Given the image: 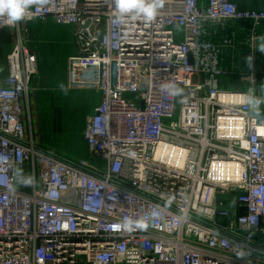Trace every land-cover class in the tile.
Here are the masks:
<instances>
[{
	"label": "built area",
	"instance_id": "1",
	"mask_svg": "<svg viewBox=\"0 0 264 264\" xmlns=\"http://www.w3.org/2000/svg\"><path fill=\"white\" fill-rule=\"evenodd\" d=\"M28 13L22 21L74 25L76 53L97 68L100 99L82 138L101 168L36 148L24 101L37 54L21 21L0 18L13 42L0 72V264H264V111L245 102L260 97L264 6L165 0L152 22L123 25L113 0H34ZM229 21L251 23V67L234 89L221 67L234 36L215 43L207 29ZM125 66L132 95L114 79ZM17 170L34 183L19 184ZM126 218L146 227L113 228Z\"/></svg>",
	"mask_w": 264,
	"mask_h": 264
},
{
	"label": "rangeland",
	"instance_id": "2",
	"mask_svg": "<svg viewBox=\"0 0 264 264\" xmlns=\"http://www.w3.org/2000/svg\"><path fill=\"white\" fill-rule=\"evenodd\" d=\"M20 24L22 38L37 53L38 59V69L30 81V90L24 101L28 136L43 149L101 168V162L92 157L82 138L85 122L92 110L87 93L95 89L89 81L94 82L97 78L96 66L74 53L73 34L68 33L73 30L72 26L71 30L70 26H65L67 24H59L52 19L21 21ZM4 32L3 40H9L10 30L5 29ZM0 49L5 53L9 51H6V45ZM125 68L120 70L118 67L114 79L115 82L122 80L127 86V94L132 95L135 91L134 77ZM224 78L232 82L237 79L235 76ZM73 84L83 85L85 95L68 94L67 88Z\"/></svg>",
	"mask_w": 264,
	"mask_h": 264
},
{
	"label": "crops",
	"instance_id": "3",
	"mask_svg": "<svg viewBox=\"0 0 264 264\" xmlns=\"http://www.w3.org/2000/svg\"><path fill=\"white\" fill-rule=\"evenodd\" d=\"M232 1H234L238 5V7L241 9H258L261 6H264V0H232ZM65 26H70V27L72 26L73 30L71 27L72 31L68 33L73 34L75 30V26L74 25H65ZM250 28H251V23L247 21H229L225 25L224 29H222L221 27L215 26V25H211V24L208 25L207 27L208 32L210 33V38L215 43H218L219 41H221L222 37L225 34L231 33V35L234 36L233 45L231 47L224 48L221 52V67L225 72L222 80H223V84L227 88H230V89L235 88V85L237 84L236 81L239 80L238 79L239 75L244 73L247 70V67L249 65L247 62V58H248V52L250 49V43H249ZM5 29L8 30V28L0 29V47H2L3 45H6V51H7V49L9 50L11 49L13 42L11 38V33L8 35L9 40H3ZM254 34L256 37H258L256 52L260 57L257 63V71H258V78H259L258 85H257V92L260 97H264V91H262V87H264V52H260L258 50L259 46L264 44V21H260L256 25ZM73 40H74V36H73ZM4 54H5V50L1 51L0 49V72L1 73H5L6 71ZM38 55H40L39 52H38ZM233 76L237 78L234 82L229 81L226 78H224V77H233ZM80 80H84V79L80 78ZM67 89H68V94H71L73 96H77V95L79 96L81 94L85 95L84 90L86 91L83 85L74 86V84L68 86ZM77 92H80V94H78ZM58 94L60 95V92ZM87 94H88L89 99L91 100L90 104L92 105V110H91V113L89 114L90 116L93 112L94 106L98 103L100 99V94L97 89H92ZM259 108L262 111H264V104H261Z\"/></svg>",
	"mask_w": 264,
	"mask_h": 264
},
{
	"label": "clouds",
	"instance_id": "4",
	"mask_svg": "<svg viewBox=\"0 0 264 264\" xmlns=\"http://www.w3.org/2000/svg\"><path fill=\"white\" fill-rule=\"evenodd\" d=\"M34 0H0V18L9 27H15L20 21L31 19L28 13V8ZM115 4L116 21L120 24H127L130 21L142 20L145 23H150L157 17L159 11L164 7L165 0H113ZM258 50L264 52V44L260 45ZM252 57L247 58V62L251 67ZM61 89L66 92V89L61 85ZM162 90L168 91L172 96H182L184 90L177 87L175 84H167L162 86ZM264 91V87H262ZM245 102L252 109L258 110L261 104H264V97H257L254 94H247ZM17 182L19 184L29 186L34 183V176L25 177L21 170L16 172ZM10 190H14L10 187ZM133 227H146L140 221H132L126 218L123 222L113 225L116 230L124 229L131 231ZM238 257L243 258L245 253H237Z\"/></svg>",
	"mask_w": 264,
	"mask_h": 264
},
{
	"label": "water",
	"instance_id": "5",
	"mask_svg": "<svg viewBox=\"0 0 264 264\" xmlns=\"http://www.w3.org/2000/svg\"><path fill=\"white\" fill-rule=\"evenodd\" d=\"M87 24H88V22H85L84 26H86ZM36 148L45 151V150L42 149V148H39V147H36ZM45 152H46V153H49L48 151H45ZM50 154H51V153H50ZM55 156L58 157L60 160L66 162V163L73 164L72 161H70V160H68V159H66V158H64V157H62V156H59V155H55ZM81 168H82V167H81ZM82 169L85 170V171H87V172H90V173H92V174H95L94 172H92V171H90V170H88V169H86V168H82Z\"/></svg>",
	"mask_w": 264,
	"mask_h": 264
}]
</instances>
